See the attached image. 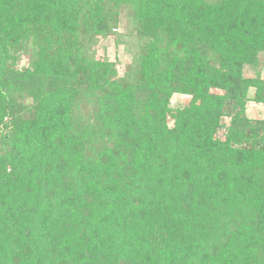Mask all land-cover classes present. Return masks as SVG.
I'll return each mask as SVG.
<instances>
[{"label": "trees", "instance_id": "trees-1", "mask_svg": "<svg viewBox=\"0 0 264 264\" xmlns=\"http://www.w3.org/2000/svg\"><path fill=\"white\" fill-rule=\"evenodd\" d=\"M260 53L264 0H0V264H264Z\"/></svg>", "mask_w": 264, "mask_h": 264}, {"label": "rangeland", "instance_id": "rangeland-1", "mask_svg": "<svg viewBox=\"0 0 264 264\" xmlns=\"http://www.w3.org/2000/svg\"><path fill=\"white\" fill-rule=\"evenodd\" d=\"M125 30L122 28L117 29L116 33H107L104 36H98L93 50L97 59H107L110 62H115L119 75L125 71V66L131 62V55L126 52L125 45L130 44L131 41L122 39L125 36ZM126 39H128L126 37ZM259 64L257 67L246 66L243 69V76L253 78L258 75L264 80V53L259 54ZM27 57L24 56L17 63V68L26 66ZM252 97V91L249 93ZM189 102V97L185 95H173L170 99V106L172 108L182 107ZM246 116L252 120H264V105L249 102L246 106ZM226 121L228 119H225ZM171 122L169 121V125ZM220 136L222 131L218 133Z\"/></svg>", "mask_w": 264, "mask_h": 264}]
</instances>
